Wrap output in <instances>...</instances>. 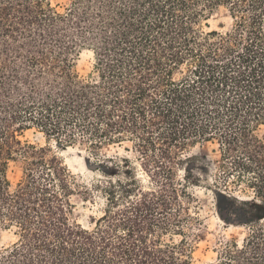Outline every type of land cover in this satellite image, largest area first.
I'll return each mask as SVG.
<instances>
[{
	"label": "trees",
	"instance_id": "trees-1",
	"mask_svg": "<svg viewBox=\"0 0 264 264\" xmlns=\"http://www.w3.org/2000/svg\"><path fill=\"white\" fill-rule=\"evenodd\" d=\"M221 7L233 31H206ZM263 129L264 0H0V228L15 238L0 264H196L203 180L181 176L193 164L245 229L218 263L264 264ZM29 131L64 149L80 143L120 172L98 181L94 227L79 224L73 201L93 189L50 146L25 141ZM125 143L148 187L129 159L103 158Z\"/></svg>",
	"mask_w": 264,
	"mask_h": 264
},
{
	"label": "rangeland",
	"instance_id": "rangeland-1",
	"mask_svg": "<svg viewBox=\"0 0 264 264\" xmlns=\"http://www.w3.org/2000/svg\"><path fill=\"white\" fill-rule=\"evenodd\" d=\"M235 22L229 9L221 7L212 16L203 21V27L208 32L218 31L226 34L233 31ZM206 25L208 26L206 27ZM94 64V54L88 50L84 51L77 62V70L80 75L87 77L94 72ZM259 134L264 138V129ZM24 140L38 146H50L53 154L62 157L68 169L76 176L78 185L85 189H93V200L87 201L82 195L77 194L73 197V201L76 204L75 219L79 224L84 227H94L97 219L103 214L105 202L102 195L97 193L98 181L105 179L103 174L109 177H116L119 176L120 172L115 168L101 169L98 166L97 156L93 155L86 146L80 143L64 149L58 146L55 141H51L48 144L46 139L35 131L27 132ZM126 148L132 150V144L112 145L104 149L102 156L104 159L116 157L118 162L123 163V165L125 164L123 160L129 159L132 165L136 167L142 185L148 187L149 179L141 168L139 154L134 151L127 152ZM203 152L211 158L214 157L209 145H206ZM188 171L198 175L203 180V187L196 190L205 205V210L202 212L205 227L200 230L201 240L195 254L196 264H219L218 249L222 243L230 242L233 239L241 242L245 235V229L235 225L237 222L236 211H233L230 206L228 196L215 189L208 176L209 171L200 164H193L185 167L181 172V176H184ZM22 176L21 163H14L9 171L11 183L16 185ZM14 241L15 238L11 232L0 228V252L10 247Z\"/></svg>",
	"mask_w": 264,
	"mask_h": 264
}]
</instances>
